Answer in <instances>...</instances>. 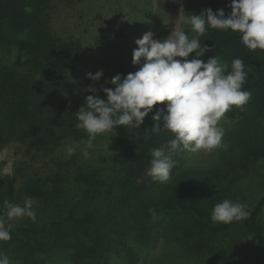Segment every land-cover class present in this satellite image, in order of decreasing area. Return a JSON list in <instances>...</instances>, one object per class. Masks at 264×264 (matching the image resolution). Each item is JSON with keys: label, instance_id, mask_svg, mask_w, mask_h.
Returning <instances> with one entry per match:
<instances>
[{"label": "trees", "instance_id": "obj_1", "mask_svg": "<svg viewBox=\"0 0 264 264\" xmlns=\"http://www.w3.org/2000/svg\"><path fill=\"white\" fill-rule=\"evenodd\" d=\"M53 1L0 0V149L18 140L29 153H47L62 142L88 136L75 127V112L92 94L84 90L89 85L112 87L106 81L113 76L138 70L132 64L138 47L132 44L133 31L110 29L84 46L75 37L55 34ZM230 3L192 0L189 15L206 8L214 12L223 8L227 15ZM199 39L201 46H214L206 55L217 56L229 70L235 58L249 69L243 89L255 93L254 117L241 157L219 156L204 171H186L171 184L154 181L146 171L150 150L174 138L167 130L151 131L152 116L167 101L157 104L139 129L119 126L116 132L97 134L100 146L88 149L87 157L81 149L43 176L27 177L16 170L0 178V205L5 200L23 205L26 197L35 201L36 221L28 217L8 221L14 225L11 239L0 241V253L10 258V264H59L61 257L66 264H115L117 259L141 264L143 256L157 248L167 225L155 214L168 216L169 226L174 216L187 213L196 220L200 235L191 245L193 251L187 247L194 230H188L187 247L169 242L173 249L153 264L173 257L170 264H225L234 257L238 258L234 264H264V195L252 203L257 190L264 189V50H249L231 30L209 27ZM112 44L122 45L111 48ZM107 49L104 75L93 82L87 77L91 59ZM100 95L106 99L102 90ZM234 108L225 115L232 116ZM187 152L173 154L171 175L187 169ZM224 199H238L250 216L228 224L212 222L214 205Z\"/></svg>", "mask_w": 264, "mask_h": 264}, {"label": "clouds", "instance_id": "obj_2", "mask_svg": "<svg viewBox=\"0 0 264 264\" xmlns=\"http://www.w3.org/2000/svg\"><path fill=\"white\" fill-rule=\"evenodd\" d=\"M228 7L231 11L227 15L223 8L215 12L206 8L199 14L185 16L183 24L195 33L192 38L185 29L175 27L163 40L155 39L152 31L144 33L136 39L138 47L133 50L132 64L139 66L137 71L113 76L106 81L112 87L89 85L84 90L92 94L86 95L84 105L75 112L78 121L75 127L88 134L83 149L85 157L97 134L116 132L119 126L139 129L154 106L166 101V106L157 109L152 116L155 123L150 129L156 134L170 131L174 138L150 150L152 159L146 171L154 181L166 183L170 179L175 166L173 154L177 151L210 152L221 145L226 131L222 118L232 106L242 109L251 98V92L243 89L249 69L240 58L231 61L230 70L217 56L205 62L201 57L213 51L214 46H201L199 38L209 27L231 30L239 33V39L249 50H264V0H231ZM192 53L195 55L188 59ZM103 75V70H99L95 74L88 73L87 77L97 82ZM101 90L106 99L101 97ZM72 152L69 148V155ZM34 204L31 197H26L23 205L3 201L0 241L11 239L14 225L8 221L22 217L36 221ZM249 216L246 206L238 199H224L216 203L211 212L214 223L228 224ZM0 264H10V258L0 253Z\"/></svg>", "mask_w": 264, "mask_h": 264}, {"label": "rangeland", "instance_id": "obj_3", "mask_svg": "<svg viewBox=\"0 0 264 264\" xmlns=\"http://www.w3.org/2000/svg\"><path fill=\"white\" fill-rule=\"evenodd\" d=\"M191 2L192 0H54L51 5L52 26L56 35L67 38L75 37L81 40L84 46H90L99 37H105L110 29H129L133 31L132 44H135L136 39L141 38L148 31L154 33L155 39L163 40L171 35L174 27L177 30L185 29L189 38H192L194 33L183 24L184 17L190 16L189 7ZM121 45L112 44L111 48H118ZM110 49L97 53L92 57L88 73H92V70H102L103 62L110 54ZM194 55L195 53L190 54L188 59H191ZM208 58L206 54L201 57L205 62ZM177 59L183 58L178 57ZM82 80L83 83L86 78ZM248 91L251 92V98L248 103L242 109L235 106L232 116L225 115L222 118L221 124L226 131L221 145L210 152L200 150L193 153L188 151L184 164V168L187 169L184 172L179 171L174 175H170V179L165 184H171L173 180L182 178L186 171H197L199 173L204 171L214 164L219 156L241 157L243 142L250 135L249 130L253 126L251 121L254 117L252 107L255 101L252 98H255V93H253L254 91L251 88H248ZM68 92H72V88H69ZM88 138L86 136L75 141L62 142L47 153H29L20 141H12L0 149V178L12 176L16 170H20L21 174L27 177L43 176L49 173L52 168L57 167L61 161L84 149ZM98 146H100V138L96 136L92 149ZM69 148L73 149L71 155L68 153ZM256 165H259L258 161L254 164V167ZM263 195L264 189L257 190L252 203H255ZM210 203H212V200L206 206L209 207ZM155 218L157 221L161 220L167 225H163L162 238L157 248L146 253L141 264L157 262V259L162 257V254L167 250L173 249L168 244L169 242L185 245L187 238L185 233L188 230H194V232H191V237L188 239L190 245L188 247L185 246L191 252L193 251L191 245L199 240L200 235L197 229V222L192 214L174 216L169 226L168 221L170 220L168 216L155 214ZM249 242L252 246L256 245V240L253 236L249 237ZM61 258L63 261L59 264H66L65 259ZM174 258L170 260L163 258L158 264H170ZM237 259V257L230 258L225 264H234ZM115 264L126 263L121 259H117Z\"/></svg>", "mask_w": 264, "mask_h": 264}]
</instances>
